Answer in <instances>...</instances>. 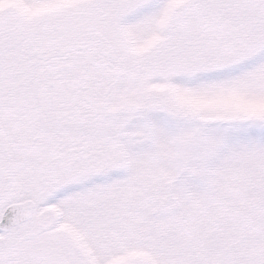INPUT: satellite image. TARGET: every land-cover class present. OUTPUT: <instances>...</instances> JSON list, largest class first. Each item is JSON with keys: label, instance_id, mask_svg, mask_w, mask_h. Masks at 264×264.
Returning a JSON list of instances; mask_svg holds the SVG:
<instances>
[{"label": "snow or ice", "instance_id": "1", "mask_svg": "<svg viewBox=\"0 0 264 264\" xmlns=\"http://www.w3.org/2000/svg\"><path fill=\"white\" fill-rule=\"evenodd\" d=\"M0 264H264V0H0Z\"/></svg>", "mask_w": 264, "mask_h": 264}]
</instances>
